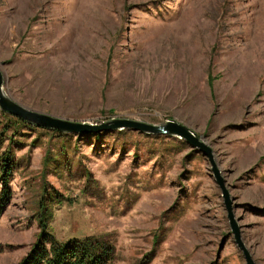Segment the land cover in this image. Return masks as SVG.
Segmentation results:
<instances>
[{
    "label": "rangeland",
    "instance_id": "obj_1",
    "mask_svg": "<svg viewBox=\"0 0 264 264\" xmlns=\"http://www.w3.org/2000/svg\"><path fill=\"white\" fill-rule=\"evenodd\" d=\"M0 71L42 114L189 127L264 264V0H0ZM23 123L0 109L16 163L0 176V264L31 252L45 205L59 240L107 239L112 264H247L209 158L186 141Z\"/></svg>",
    "mask_w": 264,
    "mask_h": 264
},
{
    "label": "water",
    "instance_id": "obj_2",
    "mask_svg": "<svg viewBox=\"0 0 264 264\" xmlns=\"http://www.w3.org/2000/svg\"><path fill=\"white\" fill-rule=\"evenodd\" d=\"M0 109L5 114H8L14 118H18L24 123L34 125L41 129L57 131L64 134H78L84 136L88 134H98L101 132H111L114 130L133 129L146 134L175 136L186 141V143H188L192 148L199 150L209 158L214 177L222 191L224 203L228 212L230 227L235 236L236 244L243 252L247 264H256L251 253L246 248L242 240L241 230L234 214L233 201L231 200L230 193L227 189L226 180L217 167L212 149L186 125L178 123L176 120H170L165 125L158 126L128 119H114L110 122L102 123L100 125H93L90 123L72 122L42 114L24 108L6 95L4 92V77L1 71Z\"/></svg>",
    "mask_w": 264,
    "mask_h": 264
},
{
    "label": "trees",
    "instance_id": "obj_3",
    "mask_svg": "<svg viewBox=\"0 0 264 264\" xmlns=\"http://www.w3.org/2000/svg\"><path fill=\"white\" fill-rule=\"evenodd\" d=\"M17 120L23 123L20 119ZM55 133L61 134L57 131ZM6 139V134H0V176L8 183V177L14 171L16 163L12 157L11 147L4 149ZM97 139H100V136ZM8 195V191L5 190L3 196ZM48 197L49 200L55 199L54 194ZM37 217L40 222V235L31 252L19 264H112L115 260L116 248L112 242L102 237L88 236L66 241L59 240L49 228L48 221L52 217V212L46 205L43 213L41 212Z\"/></svg>",
    "mask_w": 264,
    "mask_h": 264
}]
</instances>
